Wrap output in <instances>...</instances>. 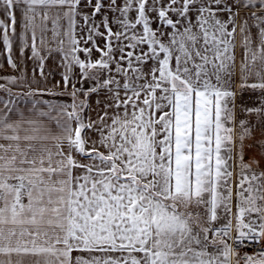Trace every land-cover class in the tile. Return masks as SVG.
Masks as SVG:
<instances>
[{"label": "snow or ice", "instance_id": "snow-or-ice-1", "mask_svg": "<svg viewBox=\"0 0 264 264\" xmlns=\"http://www.w3.org/2000/svg\"><path fill=\"white\" fill-rule=\"evenodd\" d=\"M0 264H264V0H0Z\"/></svg>", "mask_w": 264, "mask_h": 264}, {"label": "crops", "instance_id": "crops-1", "mask_svg": "<svg viewBox=\"0 0 264 264\" xmlns=\"http://www.w3.org/2000/svg\"><path fill=\"white\" fill-rule=\"evenodd\" d=\"M31 67H32V64H31V62H29V69H31ZM48 67H50V68L53 67L52 61H48ZM56 79H59V77L57 76Z\"/></svg>", "mask_w": 264, "mask_h": 264}]
</instances>
